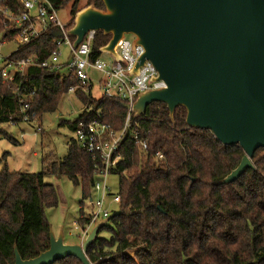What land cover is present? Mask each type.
I'll return each mask as SVG.
<instances>
[{
	"label": "trees",
	"instance_id": "1",
	"mask_svg": "<svg viewBox=\"0 0 264 264\" xmlns=\"http://www.w3.org/2000/svg\"><path fill=\"white\" fill-rule=\"evenodd\" d=\"M13 1V0H12ZM61 10L72 2L71 21L76 13L102 0H49ZM16 7L17 2L15 1ZM11 4V0L8 1ZM3 37L13 39L0 16ZM56 36L46 33L22 44L11 55L17 60L37 55L40 60L56 48ZM111 35L96 32L91 47L92 59L103 53ZM15 82L20 90L7 86L0 74V126L10 120L19 122L21 106L30 103L29 113L42 116L58 109L70 87H79L73 71L44 68L37 64L18 72ZM83 110L70 122L74 131L79 122L102 114L118 130L127 110L120 99L99 98L78 88ZM167 104L151 103L138 117L137 129L146 140L144 151L131 132L120 144L121 158L114 174L119 176L120 203L117 211L89 246L93 264H264V148L256 150L254 168L247 169L230 184L218 183L240 163L244 149L224 145L211 130L189 127L185 107L174 111L171 119ZM9 136L0 128V137ZM12 140L16 142L15 138ZM159 154L163 155L160 159ZM98 157L84 150L75 138L68 142V154L51 161V170L37 172L0 170V264L12 263L15 245L23 258L38 256L50 244V222L45 207L58 204L54 184L46 183L47 173L67 175L82 189V199L92 195ZM82 210L81 223L86 226ZM100 233V234H101ZM134 252L132 255L131 252ZM52 264H82L75 256Z\"/></svg>",
	"mask_w": 264,
	"mask_h": 264
},
{
	"label": "water",
	"instance_id": "2",
	"mask_svg": "<svg viewBox=\"0 0 264 264\" xmlns=\"http://www.w3.org/2000/svg\"><path fill=\"white\" fill-rule=\"evenodd\" d=\"M102 1L105 8L92 3L79 10L68 33L74 47L90 30L111 35L100 51L115 60H121L118 42L134 35V44L145 49L137 71L150 60L165 86L140 93L133 115L142 117L151 103L162 102L174 122L175 109L184 106L189 127L211 130L224 145L244 149L240 163L218 183H233L254 168L252 158L264 148V0ZM108 221L95 222L78 243L65 242L63 232L50 228L46 250L23 258L15 245L9 264H52L72 255L93 264L89 246Z\"/></svg>",
	"mask_w": 264,
	"mask_h": 264
},
{
	"label": "built area",
	"instance_id": "3",
	"mask_svg": "<svg viewBox=\"0 0 264 264\" xmlns=\"http://www.w3.org/2000/svg\"><path fill=\"white\" fill-rule=\"evenodd\" d=\"M8 1L10 0H0V16L8 30L14 32L15 37L13 39L3 38L0 46L7 43L8 40H15L18 47L32 42L33 39L46 33H52L56 36V48L44 60H40L37 55L14 60L11 55L17 48L6 56L0 53V62H3L0 74L7 86L15 91L20 90L21 85L19 82H15L18 72H23L27 67L39 64L44 68L73 71L80 86H72L69 91L75 92L78 88H82L83 91L92 92L96 85L95 80L102 89L101 95L118 98L129 105V108L126 109L125 123L118 130L111 123L105 121L100 114V117L81 120L73 131L81 148L99 159V163L95 165L97 169L93 179L92 193L94 196H90L95 205V211L90 216L84 215L85 218H88L86 226L81 223L82 217L74 223V230L80 232V236L84 240L95 222L113 215L107 202L120 203L119 193H112L107 178L110 174H114V170L118 166L121 158L119 147L122 140L131 132L132 138L141 145L144 151L148 150L146 140L137 129V117L133 115L132 107L136 98L140 93L149 89L164 87L165 82L156 79L158 70L150 60L141 65L137 71L136 64L139 63L145 49L141 45L134 44V36L129 38L126 34L118 42L117 50L121 55V60H115L112 55L110 61L101 56L92 59L91 47L96 37L95 31H88L82 42L74 47L75 37L68 33L71 28L69 22L61 19L60 10L49 0H11L12 5L8 4ZM15 1L17 5L13 8L16 4ZM63 46H67L70 51L67 61H62L61 58ZM29 109L30 103H23L19 122L10 117L7 123L19 125L24 122L34 125V128L36 126L38 131H42L43 128L36 123L38 120L36 113L30 114ZM159 157L161 159L163 155L159 154Z\"/></svg>",
	"mask_w": 264,
	"mask_h": 264
},
{
	"label": "rangeland",
	"instance_id": "4",
	"mask_svg": "<svg viewBox=\"0 0 264 264\" xmlns=\"http://www.w3.org/2000/svg\"><path fill=\"white\" fill-rule=\"evenodd\" d=\"M82 3H85V0H82ZM71 7L72 2L60 10V17L64 21H71ZM133 36V34H128L129 38ZM3 38V31L0 29V42ZM17 45L15 40H8L7 43L0 46V53L5 56L9 55L17 48ZM61 51L63 52L62 61H67L70 53L67 46H63ZM101 57L108 61L112 60L111 55L106 52H103ZM2 65L1 61L0 68ZM67 70L64 71L67 72ZM94 82L96 85L91 94L93 97L99 98L102 89L95 80ZM61 101L57 110L42 116V121L35 120L43 128V133L38 131L36 126L34 128V125L24 122L19 125H10L6 122L0 126L10 135L9 137L3 134L0 137V170H3L4 167L24 172L51 170L49 164L51 161L64 158L68 154V142L75 138L70 122L76 120L82 113L83 103L72 91H69ZM11 136L16 138L19 143L16 144ZM44 180L46 183L54 184L58 192V204L54 207H45V216H47L53 232L57 235L63 232L67 243L80 242L82 238L80 232L74 230V223L82 217V210L86 217L95 211L92 197L82 199L81 187L75 185L67 175L47 173ZM107 182L113 194L119 192L120 181L117 174H110ZM92 196H94L93 193ZM107 203L112 213L114 210H118L119 204L110 201ZM107 224L111 225L112 223L108 221ZM100 236L109 237L110 233L104 230ZM131 254L133 255L134 252L132 251Z\"/></svg>",
	"mask_w": 264,
	"mask_h": 264
},
{
	"label": "crops",
	"instance_id": "5",
	"mask_svg": "<svg viewBox=\"0 0 264 264\" xmlns=\"http://www.w3.org/2000/svg\"><path fill=\"white\" fill-rule=\"evenodd\" d=\"M23 123V122H22ZM20 124V123H19ZM44 131V130H43ZM43 131H42V133H43ZM15 140H16V144L17 143H19V141L15 138ZM11 171H17V170H12V169H10ZM50 226H51V224H50ZM50 228H52V226L50 227Z\"/></svg>",
	"mask_w": 264,
	"mask_h": 264
}]
</instances>
